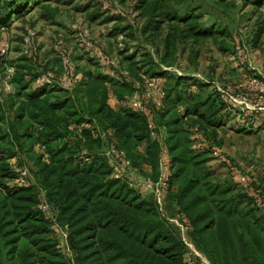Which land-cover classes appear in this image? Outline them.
Wrapping results in <instances>:
<instances>
[{
  "label": "trees",
  "instance_id": "trees-1",
  "mask_svg": "<svg viewBox=\"0 0 264 264\" xmlns=\"http://www.w3.org/2000/svg\"><path fill=\"white\" fill-rule=\"evenodd\" d=\"M42 1L0 0V27ZM168 1L134 3V10L136 5L144 8V34H159L165 16L173 21L163 36L158 60L148 51L132 59L131 65L137 63V69L150 74L171 76L165 67L175 61L187 39L194 44L220 33L200 23L195 14L170 11ZM217 1L234 4L236 0ZM261 30L255 32V42ZM219 48L226 52L231 47L223 43ZM190 51L192 57L198 54L193 45ZM3 61L0 56V65ZM127 66L121 69L133 76L131 72L137 70ZM26 73L14 66L11 89L4 88L6 96L0 98V264H183L186 245L178 226L169 220L180 213L193 244L210 264H264V214L238 184V190L230 193L229 184L210 178L200 164L202 153L183 138L188 116L205 138L210 137L207 133L215 137L217 128L227 122V111H223L227 107L214 89L198 93L179 112L177 104L184 98L181 86L190 77L174 73L175 82L167 88L164 105L155 112L157 123L166 129L171 164L166 186L169 214H164L150 192L143 194L125 177L114 176L107 156L96 152L113 141L126 146L136 166L140 162L133 148L145 140L146 168L149 165L150 175H157L159 142L149 138L146 114L130 106L115 108L108 102L110 94L119 101L128 98L132 83L86 69L67 89L56 82L35 83L39 71ZM198 83L197 92L210 82ZM98 125L104 128L103 135ZM209 144L205 147L210 151ZM13 157L15 165L9 162ZM17 166L27 167L25 182L16 180ZM42 194L67 231L70 257L61 250L50 218L38 207Z\"/></svg>",
  "mask_w": 264,
  "mask_h": 264
},
{
  "label": "rangeland",
  "instance_id": "rangeland-1",
  "mask_svg": "<svg viewBox=\"0 0 264 264\" xmlns=\"http://www.w3.org/2000/svg\"><path fill=\"white\" fill-rule=\"evenodd\" d=\"M138 1L134 0L135 4L136 2L138 4ZM131 2L132 0H44L41 3L33 4L30 9L22 14L13 15L7 25L3 28L0 27V41L8 40L10 44L7 54L4 56V64L0 65V98L3 99L6 96L4 81L6 66L9 65H14L20 71L27 72V75L31 72L50 70L57 80V77L65 71L60 52L54 46L55 39L59 37L63 40L64 52L69 53L80 77L86 69L99 70L107 75L115 76L111 74V70L116 69L115 73H117L129 64L133 71L137 70L136 73L131 72L133 77H136L137 73L156 76L167 92V88L175 82L174 73L187 74L190 79L185 80L181 86V88L184 87V98L177 104L176 109L179 112H182L187 103H190L198 93L203 95L213 91V89L215 90L214 84L216 83L237 84L236 81H240L242 78L233 75V69L242 68L244 71H250L246 69V64L239 63L233 51L234 42L242 41L247 47L246 57L252 59L255 65L264 71V2L253 4L236 0L234 4L227 2L221 4L217 0H169L170 11L195 14L200 23L212 25L220 30V33L217 32L216 38L210 35L194 44L190 39H187L181 45L183 47H179L175 61L168 65L171 76L150 74L143 68L137 69V63L131 65L132 59H140V55L144 51L151 52L155 60L159 59V48L162 46L163 36L173 22L169 21L170 19L166 16L163 17L160 33L151 36L141 31L146 20L143 7L136 5L134 13L111 15L113 14L111 8L115 5L125 9L129 7ZM181 25L184 26L183 23ZM80 27H88L94 46L102 48L109 55L111 62L108 65H100L94 49L85 47L80 43L76 37V32ZM259 27H262V30L255 42L254 35ZM28 28H33L36 31L34 57H27L20 52L21 39ZM222 28H225L229 35H226ZM223 43L231 47L226 52L219 48V44ZM192 45L198 49V54L194 57L191 56L190 51ZM125 54H131V56L124 58ZM199 80H208L210 83H207L204 88L197 92L195 90H197ZM191 82L194 83L191 84ZM56 83L61 86L58 80ZM127 101V98L119 101L113 94H110L108 98V102L115 108L120 106L130 108ZM156 111L157 109H152L157 136H149V138H156L160 149L162 145L167 146L166 129L157 123ZM223 111H227L228 120L224 125L217 128L215 137L207 133L210 136L207 138L212 141L209 145L219 147L222 153L230 157L238 167L249 170L257 182L264 186V123L262 122L261 129L248 128L236 121V110L225 108ZM189 119L190 116L187 117L188 121L184 125L183 138L189 142L194 150L202 153L200 157L203 158V161L200 164L209 171L210 178L229 184L230 193L236 192L238 186L228 166L210 153L205 146L201 147V141L195 136ZM2 126L3 123L0 122V135L3 133ZM98 128V132L103 135L104 128L100 126ZM146 143L147 141L144 140L133 148L135 160L140 163L136 166L131 163V166L126 167L127 169L125 168L124 171L128 174L126 178L132 180L134 186L143 194L149 192L143 188L142 182L146 176H151V170L148 171L144 162ZM111 144L118 146L113 141ZM107 146L109 145H104L100 151L98 148L96 152L105 154ZM9 162L15 165L16 159L12 158ZM109 164L111 163L109 162ZM111 168L113 169L112 165ZM151 177L155 178L156 176ZM30 178L31 174L29 173L28 179ZM160 210L164 214H169L167 192L164 193L162 209ZM57 237L61 250L70 257L71 252L67 247L66 239L60 235Z\"/></svg>",
  "mask_w": 264,
  "mask_h": 264
},
{
  "label": "built area",
  "instance_id": "built-area-1",
  "mask_svg": "<svg viewBox=\"0 0 264 264\" xmlns=\"http://www.w3.org/2000/svg\"><path fill=\"white\" fill-rule=\"evenodd\" d=\"M134 0L129 4V7L123 9L117 5L111 8V11L115 14H129L134 13ZM36 31L33 28H28L23 34L21 39L20 52L32 56L34 54V38ZM76 37L80 43L85 47H91L94 49L95 56L100 65L106 66L111 62V59L104 50L98 46H94L92 37L88 27H80L76 32ZM54 46L60 52L62 63L65 71L61 73L57 80L61 86L67 89H71L72 86L79 80L80 73L76 70L75 63L70 58L69 53L64 52L63 40L59 37L55 39ZM10 44L8 40L0 41V56L4 58L9 50ZM247 47L241 42H236L234 46V52L239 60V63L246 66V78L244 82L230 85L216 83L215 91L218 97L225 103L226 107L231 110H236V121L248 128L255 127L261 122H264V71L258 68L252 59L246 57ZM165 68L170 69V66ZM14 72V66H6V74L4 87L6 90L11 89L10 78ZM116 72V69L111 70V74L118 78H124L132 83L133 90L128 96L127 102L129 106L146 114L147 116V128L150 136H157L156 124L152 118V109L161 108L164 105L165 89L159 78L153 75L141 74L140 77H133L130 75L127 69H121L120 72ZM55 80V76L50 70L41 71L35 77V83L47 82L52 83ZM215 83V82H213ZM195 136L199 138L200 145L207 146L208 140L205 138L202 130L198 126H193ZM210 152L225 163L231 173L233 174L235 181L239 185L242 191L246 192L248 196H251L254 204L264 214V186L259 184L249 170H244L237 166V164L231 160L226 154L222 153L219 147L212 145ZM105 155L108 161L111 163L113 169L112 174L116 177H125V168L131 166V161L127 157L125 150L122 147L109 145L106 147ZM126 168V169H127ZM18 182H25L28 174V169L25 166H17ZM147 169L150 166L147 165ZM171 173L170 154L168 147L162 145L158 155V171L155 178L146 176L142 182L143 188L150 192L155 198L159 208L162 209L163 196L166 192V186L168 184V178ZM129 184L134 186V182L129 178H126ZM38 207L50 218V227L56 235H60L66 239L67 231L64 227L59 225L56 220L54 212L50 209L49 203L46 201L42 194L41 200L38 203ZM180 216V217H179ZM179 216H171L169 220L175 223L180 231L181 238L183 239L186 248L183 253V264H210L206 255L195 247L189 234L188 225L180 218L184 217L183 213Z\"/></svg>",
  "mask_w": 264,
  "mask_h": 264
},
{
  "label": "crops",
  "instance_id": "crops-1",
  "mask_svg": "<svg viewBox=\"0 0 264 264\" xmlns=\"http://www.w3.org/2000/svg\"><path fill=\"white\" fill-rule=\"evenodd\" d=\"M233 68V67H232ZM233 71H234V74L233 75H238L239 77H240V79L242 78V80H240V81H236L237 82V84L238 83H242L243 81H244V79H245V77H246V72L244 71V69H242V68H236L235 70L233 69ZM236 84V83H235ZM253 128H258V125L257 126H255V127H253ZM14 158V157H13ZM12 159V158H11Z\"/></svg>",
  "mask_w": 264,
  "mask_h": 264
}]
</instances>
